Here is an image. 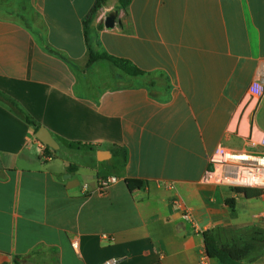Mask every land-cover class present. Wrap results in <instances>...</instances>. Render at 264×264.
I'll use <instances>...</instances> for the list:
<instances>
[{"label": "crops", "instance_id": "crops-1", "mask_svg": "<svg viewBox=\"0 0 264 264\" xmlns=\"http://www.w3.org/2000/svg\"><path fill=\"white\" fill-rule=\"evenodd\" d=\"M94 2L0 0V264H220L203 232L264 227V193L202 183L218 149L264 154V0Z\"/></svg>", "mask_w": 264, "mask_h": 264}, {"label": "trees", "instance_id": "trees-1", "mask_svg": "<svg viewBox=\"0 0 264 264\" xmlns=\"http://www.w3.org/2000/svg\"><path fill=\"white\" fill-rule=\"evenodd\" d=\"M107 0H95L91 15L97 13ZM117 11H125L132 0H117ZM98 60H107L116 68L130 76H141L144 72L133 66L129 61L115 58L105 53H89V64ZM47 150H50L47 147ZM237 195L246 199L258 198L262 191L246 188L232 189ZM233 199L226 203L233 207ZM205 252L208 258L216 259L220 264H243L250 262L264 253V227L250 225L242 228L219 227L203 232ZM15 264H19L15 262Z\"/></svg>", "mask_w": 264, "mask_h": 264}, {"label": "built area", "instance_id": "built-area-1", "mask_svg": "<svg viewBox=\"0 0 264 264\" xmlns=\"http://www.w3.org/2000/svg\"><path fill=\"white\" fill-rule=\"evenodd\" d=\"M250 92L258 97L264 105V73L251 84ZM209 163L211 168L204 174L203 184L224 186L230 189H254L264 192V154L218 149L211 155ZM115 182L116 178L114 177L101 179L98 190L104 192ZM173 203L181 207L178 200H174ZM182 219L194 225L193 218L186 209L183 210ZM71 246L76 250L75 242ZM99 264H118V260L108 259Z\"/></svg>", "mask_w": 264, "mask_h": 264}, {"label": "water", "instance_id": "water-1", "mask_svg": "<svg viewBox=\"0 0 264 264\" xmlns=\"http://www.w3.org/2000/svg\"><path fill=\"white\" fill-rule=\"evenodd\" d=\"M36 137L39 141H41L44 145L48 146L49 148L57 149V144L44 128H40L38 130Z\"/></svg>", "mask_w": 264, "mask_h": 264}, {"label": "rangeland", "instance_id": "rangeland-1", "mask_svg": "<svg viewBox=\"0 0 264 264\" xmlns=\"http://www.w3.org/2000/svg\"><path fill=\"white\" fill-rule=\"evenodd\" d=\"M242 203H245V204H252V203H257L255 200H252V201H241ZM242 213V207H239V214ZM243 213H245V211H243Z\"/></svg>", "mask_w": 264, "mask_h": 264}]
</instances>
